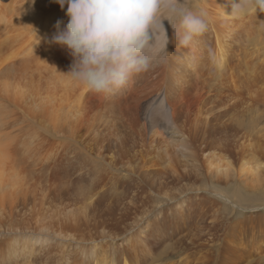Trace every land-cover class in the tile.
I'll return each instance as SVG.
<instances>
[{
    "label": "bare ground",
    "instance_id": "1",
    "mask_svg": "<svg viewBox=\"0 0 264 264\" xmlns=\"http://www.w3.org/2000/svg\"><path fill=\"white\" fill-rule=\"evenodd\" d=\"M232 2L181 0L206 31L182 47L180 17L162 20L149 69L103 94L67 75L73 57L53 42L67 5L0 0V264H233L247 251L237 231L264 228V205H243L264 190L247 60L259 15Z\"/></svg>",
    "mask_w": 264,
    "mask_h": 264
},
{
    "label": "clouds",
    "instance_id": "2",
    "mask_svg": "<svg viewBox=\"0 0 264 264\" xmlns=\"http://www.w3.org/2000/svg\"><path fill=\"white\" fill-rule=\"evenodd\" d=\"M67 5L66 27L53 42L66 47L73 63L67 75L96 93L112 94L137 73L147 71L155 58L154 30L167 32L162 20L180 17L179 44L188 47L203 34L207 23L202 15L181 7V0H54ZM34 3V0H33ZM264 10V0H240L237 12ZM61 21H57L59 29ZM167 46V41L165 48ZM158 55V53H157Z\"/></svg>",
    "mask_w": 264,
    "mask_h": 264
},
{
    "label": "rangeland",
    "instance_id": "3",
    "mask_svg": "<svg viewBox=\"0 0 264 264\" xmlns=\"http://www.w3.org/2000/svg\"><path fill=\"white\" fill-rule=\"evenodd\" d=\"M231 2L234 5L230 4V6L234 9L233 12L236 13L237 11L235 10V6L237 3L240 2V0H231ZM257 10L258 9H255L256 14L258 13L257 16L259 15L258 18L254 19V21L256 20L255 23L249 24V29L251 30L250 31V33H251L250 41L251 42H249L250 46L248 48L247 60L249 61L251 71L253 72V71L257 70V71H255L256 73L253 72L252 90H254L253 94L255 95V97H254V95H253V97L255 98V101L259 102V101H261V98L262 99L264 98V88H263L264 87L263 86V84H264V74H263L264 73V55L262 54L264 51V16H263L264 10H261V12H260V10H258V11ZM252 12H253V10L247 9L245 11H240L237 13L239 15H242V14L248 15V14H251ZM256 22H258V23H256ZM254 65H255V67H254ZM255 68H257V69H255ZM261 80H263V81H261ZM254 81H256L259 85ZM256 89H258V90H256ZM256 91H258V92H256ZM263 107H261L260 109L263 110L264 109ZM256 112H257V110L254 111L255 115L253 114V117H254L253 119H257V118L258 119L254 120V125L258 129V130L256 129V133H258L259 138L261 139V142L264 145V129H262L264 127L263 126L264 125V112L262 113V112L258 111L257 114H256ZM260 126H261L262 130H260V128H259ZM263 180H264V178H263ZM262 184L264 185V182H262ZM229 188H230V185L227 186L224 184H222L220 187L221 191L224 192L227 196H228V194L232 195ZM262 191H263V193H257V194L251 193V195H248L247 201L245 203H243L244 207L254 206V207L258 208L259 206H263L264 205V190H262ZM193 195L195 196V194H193ZM201 195H203V194H201ZM223 204L225 205V202H223ZM262 212L259 214L263 215V217H264V211H262ZM251 215H253V213H251ZM255 215H257V214H255ZM255 215H254V217H255ZM246 216H240L239 215L238 217H235L234 219L244 218ZM262 220H263V218H262ZM152 221L154 222L153 218H151V221H149V222H152ZM252 222L253 223L254 222L260 223L258 220L257 221L253 220ZM258 227H260V224L258 225ZM254 228H255V230L248 228L247 231H244L245 230L244 228L239 229V227H238L239 230L237 231V233H238L237 238L243 240L242 244L247 247V251H245L244 254H242V252H239V251L237 252L239 254L235 253L233 255V257L235 258L233 261V264H239V263L240 264H249V262H250V264H256V263L257 264H264V228H263V225L260 227V229L257 228L256 225ZM153 240H151V241L149 240L148 242H149V244H151V242H152V245H154L155 251H157L155 253V258H159L160 255H162L163 252H165V251H164V248L161 249L162 247L158 248L156 246L157 244H156L155 240L154 241ZM99 241H100L99 243H96L98 245L99 244L101 245V247H100L101 249H99V250H103L104 246L110 242L109 240L107 241V239H105L104 241L99 239ZM172 242L173 241L171 239L170 241L167 242V244L171 245V244H173ZM91 246H93V245H91ZM126 247H125V250H129V247L128 248H126ZM136 247H137V245H136ZM138 252H139V250H138ZM136 259H134V261H133L134 263L137 262V264H150V261L149 260L146 261L145 258H142V255H141V257H138Z\"/></svg>",
    "mask_w": 264,
    "mask_h": 264
}]
</instances>
